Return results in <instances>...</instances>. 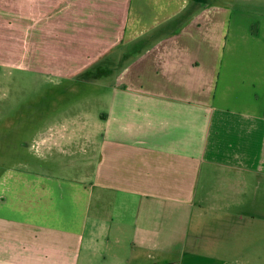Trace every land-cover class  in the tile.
Instances as JSON below:
<instances>
[{
    "label": "crops",
    "instance_id": "obj_1",
    "mask_svg": "<svg viewBox=\"0 0 264 264\" xmlns=\"http://www.w3.org/2000/svg\"><path fill=\"white\" fill-rule=\"evenodd\" d=\"M235 1L0 0V65L71 78L124 54L91 131L42 136L89 172L0 175V264H99L112 246L264 264V13Z\"/></svg>",
    "mask_w": 264,
    "mask_h": 264
},
{
    "label": "rangeland",
    "instance_id": "obj_2",
    "mask_svg": "<svg viewBox=\"0 0 264 264\" xmlns=\"http://www.w3.org/2000/svg\"><path fill=\"white\" fill-rule=\"evenodd\" d=\"M247 1L245 4L254 6L250 7L252 10L264 13V7L255 8L258 4L264 6V0ZM236 3L242 4V0H237ZM123 58V50L114 51L108 57L112 59L107 60L108 65L101 66L99 63L98 67H92L85 72L93 77L91 79L84 78L85 74L62 78L28 69L21 63L0 65V175L11 167L64 177H77L86 171L89 172L91 166L81 164V155L76 154L69 158L56 150L44 152L42 136L51 130H56V133L63 132L64 127L61 124L64 122H67V127L70 128L68 131H78L79 124L83 121L86 123L84 127L90 132V118L96 116L99 111H105L101 99H105L111 92L105 85L113 83L114 73L120 68ZM102 61L103 59L99 62ZM85 114L89 117L84 118L88 119L81 120L80 116ZM76 138L78 140L75 143H80L78 135ZM82 149L85 155H90V147L85 145L84 140ZM85 155L83 157H86ZM73 162L76 166L69 167V163L72 165ZM110 250L112 251L108 253L106 262L99 264H154V261L149 260L138 261V255L128 249L114 251L112 246ZM119 254L120 259L116 261L117 257L114 255ZM156 264L166 263L158 261Z\"/></svg>",
    "mask_w": 264,
    "mask_h": 264
},
{
    "label": "trees",
    "instance_id": "obj_3",
    "mask_svg": "<svg viewBox=\"0 0 264 264\" xmlns=\"http://www.w3.org/2000/svg\"><path fill=\"white\" fill-rule=\"evenodd\" d=\"M84 78H87V79H91L93 78L92 76L88 75V74H85V77Z\"/></svg>",
    "mask_w": 264,
    "mask_h": 264
}]
</instances>
